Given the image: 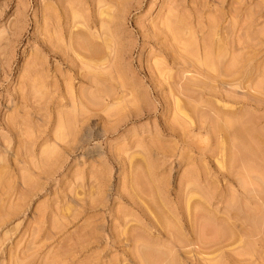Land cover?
<instances>
[{
    "label": "rangeland",
    "instance_id": "rangeland-1",
    "mask_svg": "<svg viewBox=\"0 0 264 264\" xmlns=\"http://www.w3.org/2000/svg\"><path fill=\"white\" fill-rule=\"evenodd\" d=\"M263 189L264 0H0V264H264Z\"/></svg>",
    "mask_w": 264,
    "mask_h": 264
},
{
    "label": "bare ground",
    "instance_id": "bare-ground-1",
    "mask_svg": "<svg viewBox=\"0 0 264 264\" xmlns=\"http://www.w3.org/2000/svg\"><path fill=\"white\" fill-rule=\"evenodd\" d=\"M173 10H174V9H173ZM76 17H77V16H76ZM72 18H73V16H72ZM75 19H76V18H75ZM175 20H176V19H175ZM178 21H179V20H178ZM171 22H172V21H171ZM169 23H170V22H169ZM177 24H178V23H177ZM180 24H181V23H180ZM169 25H170V24H169ZM70 27H71V26H70ZM167 27H168V26H167ZM171 28H172V27H171ZM70 29H71V28H70ZM172 29H173V28H172ZM71 30H72V29H71ZM173 30H174V29H173ZM173 30H172V31H173ZM170 31H171V30H170ZM69 32H70V30H69ZM75 33H76V32H75ZM176 33H178V32L176 31ZM71 34H72V32H71ZM74 35H76V34L73 33V37H74V38L71 37L70 39H75V36H74ZM68 41H69V40H68ZM84 43H85V42H84ZM103 43H104V42H103ZM78 46H79V44H78ZM74 47H75V46H74ZM72 48H73V47H72ZM89 49H90V48H89ZM84 50H85V49H84ZM86 53H87V52H86ZM86 53H85V54H86ZM88 58H89V57H88ZM206 58H207V57H206ZM207 65H208V64H207ZM211 67H212V66H211ZM195 111H196V110H195ZM217 119H218V118H217ZM229 123H230V122H229ZM226 126H227V125H226ZM226 126H223V127H226ZM226 128H228V127H226ZM227 130H228V129H227ZM227 130H226V131H227ZM219 131H220V130H219ZM226 131H225V132H226ZM227 132L229 133V131H227ZM235 133H236V132H235ZM238 133H239V132H238ZM217 134H218V133H217ZM239 134H240V133H239ZM225 135H226V134H225ZM227 135H228V134H227ZM239 137H241V136L239 135ZM228 138H229V137H228ZM237 138H238V136H237ZM231 139H232V138H231ZM242 139H243V138H242ZM233 140H234V139H233ZM238 140H239V139H238ZM232 143H233V142H232ZM232 143H231V144H232ZM237 143H238V142H237ZM231 144H230V145H231ZM246 144H247V143H246ZM230 145H229V146H230ZM247 145H248V144H247ZM232 146H234V145H232ZM238 146H239L238 148H240V145H239V144H238ZM236 148H237V147H236ZM247 148H248V147H247ZM232 149H235V148H232ZM240 149H241V148H240ZM235 150H236V149H235ZM237 150H238V149H237ZM242 150H243V149H242ZM244 150H245V147H244ZM250 150H251V149H250ZM238 151H239V150H238ZM238 151H236V152H238ZM245 151H246V150H245ZM248 151H249V150H248ZM230 152H232V151H230ZM239 152H242V151H239ZM243 152H244V151H243ZM233 153H234V152H233ZM244 153H245V152H244ZM248 153H250V152H247L246 154H248ZM237 154H238V153H237ZM246 154H245V155H246ZM233 155H234V154H233ZM233 155H232V157H233ZM239 155H240L239 157L243 156V154L241 155V153H240ZM245 155H244V156H245ZM237 156H238V155H237ZM245 157H246V156H245ZM233 158H234V157H233ZM235 158H237V157L235 156ZM241 158H244V157H241ZM246 158H247V157H246ZM235 161H236V160H235ZM244 163H245V162H244ZM244 163H243V164H244ZM249 171H250V170H249ZM249 173H250V172H249ZM248 176H249V175H248ZM248 176H247V177H248ZM249 179H250V178H249ZM245 184H246V183H245ZM263 190H264V189H263ZM248 192H249V191H248ZM258 195H259V194H258ZM254 196H255V195H254ZM260 206H261V205H260ZM261 214H262V213H261ZM262 215H263V214H262ZM252 217H253V216H252ZM260 217H261V216H260ZM260 217H259V219H260ZM250 218H251V217H250ZM256 218H257V217H256ZM262 218H263V217H262ZM262 218H261V219H262ZM252 219H253V218H252ZM253 221H254V220H253ZM253 221H252V224H251V225H253ZM260 221H261V220H260ZM263 222H264V219H263V221L261 222V224H262ZM259 223H260V222H259ZM258 228H260V227H258ZM261 229H262V228H261ZM257 231H258V230H257ZM209 232H210V231H209ZM259 232H260V231H259ZM223 235H224V234H223ZM253 235H254V234H253ZM261 235H262V234H261ZM50 236H51V235H50ZM219 236H220V235H219ZM224 236H225V235H224ZM259 237H260V236H259ZM223 238H224V237H223ZM251 240H252V239H251ZM142 249H143V248H142ZM152 251H153V250H152ZM65 252H66V251H65ZM153 252H154V251H153ZM147 253H148V252H147ZM157 253H158V252H157ZM61 254H62V253H61ZM58 256H59V255H58ZM13 257H14V256H13ZM165 257H166V256H165ZM158 258H159V257H158ZM42 260H43V259H42ZM53 260H54V259H53ZM56 260H57V259H56ZM154 261H155V259H154ZM152 262H153V261H152ZM150 264H151V263H150Z\"/></svg>",
    "mask_w": 264,
    "mask_h": 264
}]
</instances>
